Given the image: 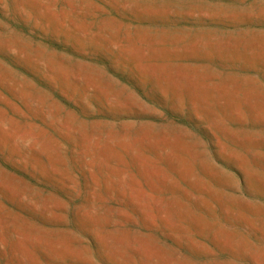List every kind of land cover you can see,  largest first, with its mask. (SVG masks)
<instances>
[{
	"label": "rangeland",
	"instance_id": "obj_1",
	"mask_svg": "<svg viewBox=\"0 0 264 264\" xmlns=\"http://www.w3.org/2000/svg\"><path fill=\"white\" fill-rule=\"evenodd\" d=\"M0 264H264V0H0Z\"/></svg>",
	"mask_w": 264,
	"mask_h": 264
}]
</instances>
